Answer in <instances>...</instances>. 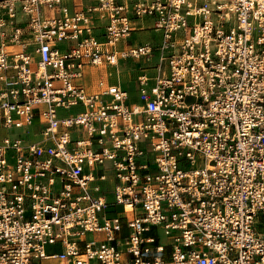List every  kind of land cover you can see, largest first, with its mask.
I'll return each instance as SVG.
<instances>
[{
  "label": "built area",
  "instance_id": "built-area-1",
  "mask_svg": "<svg viewBox=\"0 0 264 264\" xmlns=\"http://www.w3.org/2000/svg\"><path fill=\"white\" fill-rule=\"evenodd\" d=\"M0 129V264H264V0H5Z\"/></svg>",
  "mask_w": 264,
  "mask_h": 264
},
{
  "label": "crops",
  "instance_id": "crops-1",
  "mask_svg": "<svg viewBox=\"0 0 264 264\" xmlns=\"http://www.w3.org/2000/svg\"><path fill=\"white\" fill-rule=\"evenodd\" d=\"M126 1H131V0H120V2H126ZM149 23H150L149 19H144L141 21L134 22L133 28L136 31L133 32L132 37L130 39L118 45L117 50L121 51L128 45H140V44L148 43V41L145 40V37H147L148 34L143 35L144 33H147V30H141V29L147 28ZM153 32L156 31L153 30ZM149 36L151 37L152 35ZM145 65H146V60L144 58L143 59L129 58L125 60H120L117 67H112L106 64L98 67L88 66L85 69V73H84V83L90 89L94 90L96 89L97 81L100 78H103L108 85H115V84L120 85L123 89L129 92L130 101L137 102L138 96H137L136 78L141 73L142 68L145 67ZM95 79L96 81L92 86V84H90L89 81L92 82V80ZM162 242L165 243L167 242V240L165 239ZM164 252L166 254L163 255L162 253ZM164 252L161 253V259L164 262H169L171 260V248L169 246H166ZM146 257L148 260H151V257H149V255H147Z\"/></svg>",
  "mask_w": 264,
  "mask_h": 264
},
{
  "label": "rangeland",
  "instance_id": "rangeland-1",
  "mask_svg": "<svg viewBox=\"0 0 264 264\" xmlns=\"http://www.w3.org/2000/svg\"><path fill=\"white\" fill-rule=\"evenodd\" d=\"M3 1H5V0H0V3L3 2ZM63 1H64V4H65L66 6H69L70 8H73L75 3H81V2H82L83 4H85L86 2H88V0H63ZM147 34H148V35H147ZM143 35H147V37H145V40L148 41V42H158L159 39H160V34H159V32H153V30H147V33H144ZM149 35H152V36L150 37ZM135 36H136V35H135ZM135 38H137V37H135ZM156 62H157V60L153 61V64H156ZM88 81H89V80H88ZM95 81H96V79H95V80H92V82H91V81H89V82H90V84H92V86H93ZM20 133H21L20 130H15V129L4 130V129H0V140H1L2 138H4L5 136H11V135H14V134H20ZM25 138H26V139H35V138L32 136V134L26 136ZM114 214H115V215L119 214L120 216H128V217H129V215H126V214L121 210V207H117V209H116V211H115ZM126 231H127V230H126V227H124V230H123L124 235H125ZM155 233H156V232L153 231V232H150V233H148V234H155ZM160 239H161L162 241L165 240V238H164L163 236L160 237ZM162 254L164 255V254H166V253L164 252V253H162ZM152 255H153V250L151 251V254H149V257H152ZM39 264H59V263H58L57 261H55V260H44L43 262H41V263H39Z\"/></svg>",
  "mask_w": 264,
  "mask_h": 264
},
{
  "label": "trees",
  "instance_id": "trees-1",
  "mask_svg": "<svg viewBox=\"0 0 264 264\" xmlns=\"http://www.w3.org/2000/svg\"><path fill=\"white\" fill-rule=\"evenodd\" d=\"M116 209H117V207H116V208H112V209H110V210L108 211L109 214H110V215H115L114 213H115ZM125 235H126V233H125ZM145 258L147 259V257H145Z\"/></svg>",
  "mask_w": 264,
  "mask_h": 264
},
{
  "label": "bare ground",
  "instance_id": "bare-ground-1",
  "mask_svg": "<svg viewBox=\"0 0 264 264\" xmlns=\"http://www.w3.org/2000/svg\"><path fill=\"white\" fill-rule=\"evenodd\" d=\"M127 210H130V207H127Z\"/></svg>",
  "mask_w": 264,
  "mask_h": 264
}]
</instances>
